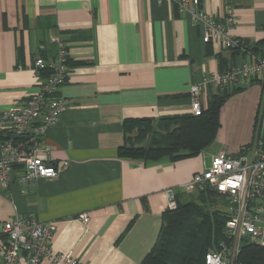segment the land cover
Wrapping results in <instances>:
<instances>
[{
	"label": "crops",
	"instance_id": "obj_1",
	"mask_svg": "<svg viewBox=\"0 0 264 264\" xmlns=\"http://www.w3.org/2000/svg\"><path fill=\"white\" fill-rule=\"evenodd\" d=\"M198 5L219 21L230 10L229 32L246 48L264 38V0ZM60 43L68 54V76L57 94L67 107L41 136L37 155L69 165L54 178L0 185V227L15 214L52 221L54 252L71 251L80 264H141L158 237L165 190L175 188L185 197L180 186L214 154H236L252 140L262 79L241 84L244 89L228 97L216 137L194 156H122L123 122L189 113L190 83L254 56L203 42L201 26L172 0H0V112L39 90L45 72L32 70L33 59L54 57ZM206 95L201 92L202 106Z\"/></svg>",
	"mask_w": 264,
	"mask_h": 264
},
{
	"label": "built area",
	"instance_id": "obj_2",
	"mask_svg": "<svg viewBox=\"0 0 264 264\" xmlns=\"http://www.w3.org/2000/svg\"><path fill=\"white\" fill-rule=\"evenodd\" d=\"M172 1L180 12L201 26L203 42L213 41L227 50L241 47V41L229 32L234 21L230 10L226 18L219 21L199 8V0ZM67 57L62 43L54 57H34L32 70L45 72L39 90L19 106L0 112L1 186H6L15 178L20 182L54 178L68 167V161L49 163L37 155L41 149V136L47 127L58 122L67 107V100L57 94L67 81ZM258 78L262 79L263 87L261 113L252 140L236 154L223 149L218 151L205 168L180 186V190L186 193L215 190L226 200L224 233L227 237L219 242L217 248L206 252L205 264H234L244 241L264 245V57H254L251 62L210 72L188 87L191 112L197 115L202 108L201 92L208 96V88L216 91L233 88ZM177 192L175 188L165 190L166 208L175 207ZM79 218L83 223L88 222L85 213L80 214ZM55 230L56 224L52 221L42 222L32 216L15 214L0 227V264H39L45 259L51 264H80L71 251L52 250Z\"/></svg>",
	"mask_w": 264,
	"mask_h": 264
},
{
	"label": "trees",
	"instance_id": "obj_3",
	"mask_svg": "<svg viewBox=\"0 0 264 264\" xmlns=\"http://www.w3.org/2000/svg\"><path fill=\"white\" fill-rule=\"evenodd\" d=\"M245 44L241 47L255 58L264 57V38L247 48ZM241 47L233 50L237 52ZM242 89L243 86H235L210 93L206 105L197 115L190 111L157 120L126 119L123 122L124 144L119 148V154L143 161L163 157L175 161L198 154L216 137L224 102ZM193 193L198 196L197 200L191 197ZM180 194L175 196L174 208L164 209L158 237L141 264H205L206 252L217 248L227 237L224 233L227 210L217 207L204 210L205 203L216 205V201L223 200L226 206L224 196L211 189L187 193L191 199L180 197ZM234 264H264V245L244 241Z\"/></svg>",
	"mask_w": 264,
	"mask_h": 264
},
{
	"label": "rangeland",
	"instance_id": "obj_4",
	"mask_svg": "<svg viewBox=\"0 0 264 264\" xmlns=\"http://www.w3.org/2000/svg\"><path fill=\"white\" fill-rule=\"evenodd\" d=\"M263 131V130H262ZM184 196H187V195H190V194H187V193H182ZM195 194L196 193H193L192 195H191V197H195ZM187 199H191L190 197H186ZM197 198H198V196L197 197H195L194 198V200H197ZM222 202H223V200H222ZM220 202V201H216V205H213L212 203H209V204H206L205 203V211H210L212 208H215V207H217V208H219L220 210H222V208L223 209H225V210H227V208H226V206H225V202Z\"/></svg>",
	"mask_w": 264,
	"mask_h": 264
}]
</instances>
